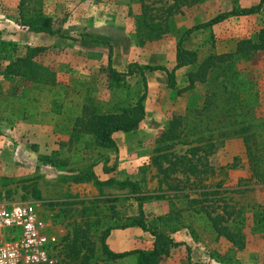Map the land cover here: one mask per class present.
<instances>
[{"label":"rangeland","instance_id":"374dc122","mask_svg":"<svg viewBox=\"0 0 264 264\" xmlns=\"http://www.w3.org/2000/svg\"><path fill=\"white\" fill-rule=\"evenodd\" d=\"M142 1L27 0L31 10L29 14L34 13L35 9L41 10L52 19L53 27L62 33L48 34L31 31L22 25L21 0H0L1 36L16 41L21 54L25 53L28 45L44 46L45 50L35 60L54 70L60 83L57 88L67 92L63 105L51 103L50 108L45 107L55 113L53 117L51 114H39L34 118L36 122H30V118L24 115V108L37 107V89L32 83L24 82L13 98L5 99L18 81L0 76V203L9 206L32 205L48 220L52 237L50 252L55 259L53 264H69L68 240L73 237L76 225L86 226L87 223L90 224L91 240L96 243V256L92 264H136L134 256L125 257L119 262L110 261L101 250L103 231L111 225L125 223L128 217L137 214L138 201L135 196L127 190L111 187H106L102 194L93 181L75 182L72 179L73 175L98 160L94 169H98L100 179L115 177L144 183L143 191L149 195L144 203L149 222L174 209H180L185 214L187 210L191 211L184 220L192 224L198 235V239L191 235L193 245L198 244L197 252L194 254L191 250L190 254L183 243L173 247L171 255L159 264H264V231L253 229L255 207L264 205V185L252 177L242 138L217 140L218 145L209 156L216 169L211 178L208 179V172H204L199 184L193 186L187 180L181 183L191 197L198 199H202L200 192L208 189V186L219 189L221 192L213 196L216 205L227 202L242 211L247 245L238 251H234L225 238L216 239L204 229L205 216L201 217L200 214V218H196L193 215L194 208L208 205V199L202 203H190L186 197L174 196L175 191L168 189L167 184L160 186L157 168L151 164L168 119L175 113H185L190 107L201 106L209 88L208 83L198 81L193 89L179 93L178 89L169 87L166 71L148 70L146 115L140 127L115 136L117 148H99L95 153L90 152L95 148L93 142L88 143L87 139L78 137L74 132L75 117H65L60 112L67 111L69 106H73L72 111L81 109L86 102L101 110L116 107L119 89L110 86V44L113 47L112 63L119 71H126L131 62L164 65L171 69L176 63L180 31L209 20L220 12L236 6H250L260 0H199L192 5H184L182 12L172 15L177 30L167 28L163 21L164 34L155 39L141 34L139 20L144 11ZM144 1L157 15V21L164 20L166 8L174 2ZM263 27L264 6L258 13L230 16L211 27L197 30L185 40L184 45L197 49L201 62L210 54L235 51L240 40L256 38ZM231 61H240L238 66L256 81L255 92L248 96L252 105L251 115L263 118L264 50L247 56L237 55ZM189 70L190 67L185 66L176 71L179 89L188 85ZM122 88L128 92L126 98L134 100L143 89L141 77H127ZM190 137L195 138L192 134ZM188 147L177 143L173 149L182 154ZM40 155L54 156L58 159L57 164H45ZM106 156L109 158L104 163ZM25 178L31 180L22 181ZM33 184L41 190L42 198L34 197ZM164 189L169 190L167 196L161 195ZM180 230L191 234L187 228ZM124 231L128 232V237L136 239L126 250L141 248L143 234L129 229ZM147 235L152 234L147 231ZM109 238L110 235L107 242L114 250ZM73 264L81 263L76 260Z\"/></svg>","mask_w":264,"mask_h":264},{"label":"trees","instance_id":"16d2710c","mask_svg":"<svg viewBox=\"0 0 264 264\" xmlns=\"http://www.w3.org/2000/svg\"><path fill=\"white\" fill-rule=\"evenodd\" d=\"M199 0H174L167 8V15L164 20L157 21V15L151 12L150 5L142 1L144 8L143 17L139 20L141 34H145L149 39L163 36V26L165 22L167 28L174 31V13L182 12L184 5H192ZM30 5L27 0H21L20 13L22 25L31 31L48 34H62L61 31L53 27L52 19L41 10L35 9L29 14ZM264 6V0L258 3L240 7L236 6L231 10L218 13L209 20L196 23L181 32L177 41L176 63L169 69L164 65L140 64L131 62L126 71H119L113 66V47L109 45L108 71L111 87L117 88L119 101L114 109L101 110L91 103H84L81 109L72 111L73 106L66 110H61L65 117H75L74 132L78 137H84L89 142H93L95 148L90 152H97L99 148H117L114 133L123 131L126 133L137 130L140 123L145 118V100L148 94L147 71L164 70L168 73V85L172 89H178L179 93L193 89L198 81L208 83L209 88L201 106L190 107L185 113L173 114L167 121L165 129L158 139L156 153L152 157L151 164L157 168L160 186L167 184L168 189L175 191L174 196H183L190 203H202L208 199V205L194 208L193 215L196 218H206L203 226L215 236L216 239L225 238L228 240L234 251L243 249L247 245V237L244 232L245 220L242 211L236 209L225 202L224 205H216L215 194L220 193L219 189L201 190L202 199L191 197L185 191L186 186H182L185 180L191 185L201 182V174L208 172V179L215 173L216 169L212 165L209 156L217 147V140L240 137L243 139L246 155L252 177L264 185V117L256 118L251 115L252 105L248 96L255 92L256 81L248 77V73L240 68V61H231L237 55L247 56L257 51L264 50V27L260 29L256 38H245L238 42L237 48L233 52L210 54L203 61L199 62V51L185 47V40L195 31L211 27L220 23L230 16H243L258 13ZM171 16V17H170ZM0 29V76L17 80L18 82L11 88L5 99L13 98L19 87L24 82L32 83L39 100L37 107H25L24 115L30 118V122H36L35 116L55 113L45 107L50 108L51 103L63 105L67 94L64 89L57 88L60 83L54 70L44 66L35 60V57L45 50L42 45L26 47L25 53L19 52L18 43L7 40L1 36ZM188 66V85L178 88V77L176 71ZM139 75L143 83L142 91H139L134 100H128V92L122 86L127 77ZM51 95H50V93ZM50 95V96H49ZM24 99V97H22ZM41 120V119H40ZM42 121V120H41ZM43 122V121H42ZM38 123V122H37ZM206 132V133H205ZM191 134L195 138L190 139ZM206 141V142H205ZM177 143H183L189 147L182 154L176 153L173 149ZM39 158L45 164L56 165L58 159L52 155H40ZM109 157H105L107 163ZM98 160L83 168L79 173L72 176L75 182L93 181L104 194L106 187L117 190H127L135 196L138 201V212L128 217L125 223L111 225L103 231L101 250L107 255L110 261L119 262L128 256H134L136 264H159L164 258L169 257L172 248L180 244H186L188 252L191 254V246L186 242H178L172 233L182 229H189L191 235L198 239V235L191 223H186L185 214L180 209L167 211L152 222L148 221L144 203L149 197L143 189L144 183L133 179H117L110 177L100 179L95 172V165ZM182 176H179V175ZM175 175V177H172ZM177 175V176H176ZM193 178V179H192ZM31 178L22 179L30 181ZM34 185L33 195L35 198H42L41 190ZM169 190L164 189L162 196H167ZM211 201V202H210ZM183 214V215H181ZM253 229L264 231V205H257L253 213ZM90 224L86 226L76 225L73 237L68 240L69 264L78 260L81 264H92L93 257L96 256V243L91 240L89 234ZM138 226L154 236V245L151 249L134 248L126 251H115L109 246L107 239L111 231L115 228H127Z\"/></svg>","mask_w":264,"mask_h":264},{"label":"built area","instance_id":"2783aa9c","mask_svg":"<svg viewBox=\"0 0 264 264\" xmlns=\"http://www.w3.org/2000/svg\"><path fill=\"white\" fill-rule=\"evenodd\" d=\"M50 223L28 204L0 203V264H53Z\"/></svg>","mask_w":264,"mask_h":264},{"label":"crops","instance_id":"0c3cea01","mask_svg":"<svg viewBox=\"0 0 264 264\" xmlns=\"http://www.w3.org/2000/svg\"><path fill=\"white\" fill-rule=\"evenodd\" d=\"M123 133H126V132H123V131L115 132L113 135L114 139H115V136L121 135ZM103 166H104V163H103ZM95 170H97L95 171L97 174L98 169H95ZM126 229H129L130 231H134L135 233L139 235L143 234V238L141 239H144V241L141 242V245L139 247L144 248V249H151L153 247L154 237L152 235H147V231L143 230L142 228L138 226L127 227L124 230ZM124 230L113 229L112 233L110 234L109 242L112 244L115 251H126V249L129 248L128 246L131 245V242H134L133 240H136L131 236L128 237L127 236L128 232ZM172 236L174 237L175 240L185 241L188 245H190L194 254L197 252L198 244L195 242L196 243L195 246L193 245L194 241H193L191 234L187 233L185 230H179L173 233Z\"/></svg>","mask_w":264,"mask_h":264}]
</instances>
